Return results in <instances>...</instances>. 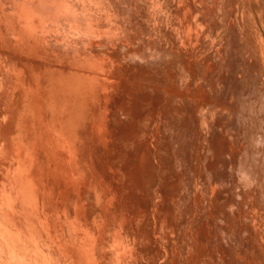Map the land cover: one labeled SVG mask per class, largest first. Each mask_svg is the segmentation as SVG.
I'll return each instance as SVG.
<instances>
[{
  "label": "bare ground",
  "instance_id": "6f19581e",
  "mask_svg": "<svg viewBox=\"0 0 264 264\" xmlns=\"http://www.w3.org/2000/svg\"><path fill=\"white\" fill-rule=\"evenodd\" d=\"M219 1L0 0V54L6 55H0V107L8 114L5 131L12 126L19 128L20 122L12 124L22 115L25 136L24 144L17 140L11 146L9 143L8 149L15 156L11 162L16 167L15 171L2 167L11 173H5L11 182L0 187V197L4 196L0 198V220L17 218L24 223L31 207V215H40L45 231L39 233L33 223L31 228L37 230L33 235L21 233L18 225L19 232L11 229L14 233H9L11 230L3 224L0 264H78L80 258L84 264L96 263L91 260L92 255L62 237L60 229L63 231L64 223L60 226L59 218L55 219L57 210L52 217L39 211L35 197L43 182H52L53 186L65 182L69 192L82 191L84 180L88 179L73 177L81 162L88 172L86 178L89 175L95 182V187H88L91 202L88 208L96 207L100 196L103 199L99 209L102 217L88 225L95 234L91 241L104 247L103 233H113L108 235L109 249H119L118 253L112 252L123 263L150 264L147 257L156 261L172 257L175 261L169 264H176V258L183 252L185 264H219L223 258L222 237L226 240L232 236L235 244L243 242V231L227 230L224 236L221 231L219 236V227L227 219L219 218V185L232 186L234 204L242 208L251 203L249 209L253 210L255 199L263 196L260 194L264 183L258 185L262 178L258 179L261 176L255 172L258 162L254 165L262 153L259 159L247 155L246 147L247 156L235 153L230 140L238 134L227 132L234 133L257 118L263 117L260 120L264 122V106L254 100L259 78L255 62L260 59L264 66V56L255 42V34L250 42L253 28L247 31L244 23L241 26L239 23L234 33L231 27L229 34L233 38L227 40L223 50L219 49V40L213 42ZM233 22L228 24L231 26ZM219 66L225 72L219 73ZM189 89L191 94L187 95ZM260 92L264 103V89ZM227 94L233 96L225 106L223 97ZM223 101L225 110L233 109L227 111L228 120L226 116L222 118L229 128L221 129L224 122H220L219 116L224 115L219 114V105ZM240 133L245 136L242 130ZM19 134L15 136L22 140ZM45 139L54 150L47 162ZM260 144L264 149L263 137ZM219 151L225 152L224 155ZM263 166L260 165L262 173ZM258 187L262 189L260 192ZM132 197L140 199L143 206L139 201L124 200ZM74 198L76 195L71 199L75 201ZM78 201L79 208L71 206L75 209L73 218L69 217L71 221L68 216L65 220L70 223V228L66 226L70 237L80 233L76 221L84 218L80 213L84 203L81 198ZM249 209L247 214L255 223V215ZM125 215L130 221L117 219ZM234 223L237 225L235 220ZM180 225L184 239L179 241L189 248L184 251L175 249L174 243ZM88 226L81 231L89 233ZM6 230L9 232L5 233ZM80 234L77 237L81 240ZM256 245L264 260V250ZM104 255L101 256L106 258ZM120 259L115 260L116 264ZM250 263L257 264L255 259Z\"/></svg>",
  "mask_w": 264,
  "mask_h": 264
},
{
  "label": "rangeland",
  "instance_id": "374dc122",
  "mask_svg": "<svg viewBox=\"0 0 264 264\" xmlns=\"http://www.w3.org/2000/svg\"><path fill=\"white\" fill-rule=\"evenodd\" d=\"M224 3V4H223ZM230 4V5H229ZM238 6H237V5ZM244 4V5H243ZM222 5V6H221ZM235 5V6H234ZM234 6V7H233ZM237 6V7H236ZM240 6V7H239ZM227 7V8H226ZM231 7V8H230ZM222 8V9H221ZM235 8V9H234ZM237 8V9H236ZM238 8H239V10H238ZM234 9V10H233ZM245 9H247V10H245ZM250 9V10H249ZM223 10V11H222ZM238 10V11H237ZM228 11V12H227ZM232 11H233V13H232ZM235 11V12H234ZM237 11V12H236ZM229 12L231 13V14H229ZM239 12V13H238ZM222 13V14H221ZM249 14V15H248ZM230 15H232V16H230ZM253 16V17H252ZM232 17V18H231ZM234 17H236V18H234ZM231 18V19H230ZM250 18V19H249ZM251 18H253L252 20H254L253 21V23H252V20H251ZM249 20H251V21H249ZM82 21V20H81ZM80 21V22H81ZM230 21L231 22H233V23H231V26L228 24V23H230ZM237 23H236V22ZM82 23V22H81ZM239 23H240V26L242 25L241 23H244L243 25L246 27L245 29H247V31H248V28H250V27H252L253 28V34L251 35L250 34V42L251 41H254V34H255V42H256V44L258 45V47H260V48H262V54H263V56H264V0H220L219 1V20H218V24H217V31H216V34H214L212 37V40H213V42L215 43V41H217V40H219V49H224L225 48V44H226V42H227V40L229 39V38H233V35L232 36H230V34H229V32H232L233 31V33L236 31L235 30V27H237L238 28V25H239ZM234 25H236V26H234ZM233 28V30L231 31V29ZM255 28V29H254ZM228 29H229V31H228ZM219 30V31H218ZM246 31V32H247ZM258 31V32H257ZM232 34V33H231ZM238 37V35L236 36V38ZM246 39L249 41V38L247 37V34H246ZM238 39V41L241 39V38H237ZM253 39V40H252ZM246 40V41H247ZM247 41V42H248ZM262 45V46H261ZM224 46V47H223ZM1 53V52H0ZM1 55V54H0ZM3 56H6L5 54H2ZM1 55V56H2ZM227 57H230L229 55H227ZM263 58V57H262ZM244 59H245V57H244ZM263 60V64H264V59H262ZM228 61H230V60H228ZM253 62V61H252ZM260 64V65H258V64ZM220 64V63H219ZM255 65H256V70H257V72H258V75H259V78L257 77V82H256V92L254 93V100H257L256 101V104L257 105H262L263 104V106H264V103H262L261 101H263V97H262V95L260 94V93H262V92H260V91H262L263 89H264V66L260 63V59H257L256 60V62H255ZM223 72H225V71H220V66H219V73H223ZM199 73L201 74V71L199 70ZM224 79V78H223ZM258 79H260V80H258ZM225 80V79H224ZM219 82H220V78H219ZM221 83V82H220ZM219 83V86L221 85ZM230 84V83H229ZM261 85V86H260ZM263 86V87H262ZM262 87V88H261ZM187 92V95L189 94H191L190 92H191V90L189 89V92L188 91H186ZM186 92H184V94L186 93ZM178 93H182V92H178ZM221 93H223V90L222 91H220L219 92V96L221 97V95H223V94H221ZM260 95H259V94ZM256 94V95H255ZM226 95H224V100H225V103H224V101L222 102V106H220L219 105V114L221 113V114H223L224 116H222V115H220L219 117L221 118V121H220V118H219V121L220 122H224L223 120H225V122H227V120H228V113H230V110L231 109H233V105H230L232 108H226V109H228V110H225V106L229 103L227 100L229 99L230 100V98L233 96H231V94L229 95V94H227V96L225 97ZM231 96V97H230ZM205 97H206V94L204 93L203 94V99H205ZM229 97V98H228ZM222 98V99H223ZM232 99V98H231ZM259 99V100H258ZM227 102V103H226ZM259 102V103H258ZM223 103H224V107H223ZM231 103V102H230ZM221 104V103H220ZM221 107H223L224 108V110L221 112ZM228 107V106H227ZM2 109V110H1ZM0 110L2 111L1 112V115H0V121L2 122H0L1 124H0V129H1V127H2V129L0 130V154H1V156H0V166H1V168H0V172L2 171V174L0 173V177L2 178V176H3V178H2V180L0 179V187L2 186V184L3 183H10L11 182V179H10V177H8L6 174H8V171L6 172V170L8 169H11L10 171H15L14 169H15V167H16V164H12L13 163V161L11 162V160L13 159V160H15V156H14V154L12 153V152H10V150L8 149V147L10 148V146H11V144H13V141L14 142H16V140L19 142H21L22 144H24V141H25V136H24V132H23V127H22V122H23V120H22V118H21V116L22 115H20L18 118L16 117V121L14 120V122H13V124L12 125H16L18 122H20V127L18 128V126H15V129H14V127L12 126V129H10V130H7L6 129V131H5V128H6V125H7V117H6V115H8V114H6L7 112H6V110H4V108L3 107H0ZM225 111V113H223ZM227 111H229L228 113H227ZM3 112H5V114L3 113ZM3 113V114H2ZM256 114H257V111H256ZM3 115V116H2ZM258 115V114H257ZM227 118H226V117ZM226 118V119H222V118ZM258 117H259V115H258ZM261 117H262V115H261ZM21 118V119H20ZM3 119H4V123H3ZM260 119H263V117L262 118H257L256 120H255V122H251V123H247V125H246V127H241L240 129H238V131H236V130H234L235 132L233 133V131H231V133L230 132H227L228 134H234V135H236V133L238 134L235 138H233L234 139V143H233V139L232 140H230V143H231V145H233L234 147H232L233 148V151L236 153V152H239L240 154H245L247 151V155L248 154H250V155H252L253 157H256L257 159H259L260 158V156H261V158L259 159V160H256L255 162H254V165H256L255 163H257V165H256V167H257V171H255V172H257L258 173V175L259 176H261V177H258V179L260 178H262L261 180H263L264 179V169H263V173H262V170H260V165H264L263 163H264V149H261V147L260 146H262L260 143H261V137H263L264 138V122L263 121H261ZM22 120V121H21ZM18 121V122H17ZM219 122V127H220V125H222V123H220ZM225 122H224V124H225ZM223 124V126L224 127H220L221 129L223 128H229L228 127V124L226 125H224ZM2 125V126H1ZM3 125H4V127H3ZM19 125V124H18ZM18 128V129H17ZM22 129V130H21ZM245 129H247L246 131H247V133H246V131H245ZM2 130H3V132H2ZM15 131L17 134H19L20 133V131H22L21 132V137H23L22 138V140H20L19 139V136L16 138V133L15 132H13V131ZM20 130V131H19ZM226 130L227 129H225L224 130V133H226ZM241 130L243 131V132H245V136H243L240 132H241ZM251 133V134H249V133ZM13 133V134H12ZM10 135V136H9ZM219 135H221V137H222V134L221 133H219ZM8 136H9V138H8ZM247 136H249V138L247 139ZM254 138H253V137ZM3 137V138H2ZM220 137V136H219ZM252 137V138H251ZM13 140H12V139ZM245 138V139H244ZM258 138H260V139H258ZM4 139V140H3ZM11 139V140H10ZM19 139V140H18ZM250 139H251V141H250ZM7 140V141H6ZM219 142H221V139L219 138ZM247 140V141H246ZM255 140V141H254ZM259 140V141H258ZM10 141V142H9ZM30 141V140H29ZM48 140H46L45 139V143H44V153H45V155H46V157H45V161L47 162V161H49V158H50V156L54 153V150L50 147V145L48 144V142H47ZM250 141V142H249ZM8 142V144H6ZM32 142H34L33 140H32ZM9 143H10V146H9ZM250 143V144H249ZM258 143L260 144V146L258 145ZM6 145V147H4L5 145ZM45 144H47V145H45ZM220 144H223V143H220ZM247 145V146H246ZM251 145V147L249 148V146ZM256 146H258V147H256ZM48 147V148H47ZM219 147H221L220 145H219ZM242 147V148H241ZM247 149H246V148ZM260 147V148H259ZM6 148V149H5ZM222 148H224V147H222ZM222 148H220V149H222ZM254 148H256V149H254ZM258 148V149H257ZM48 149V150H47ZM219 149V150H220ZM241 149V150H240ZM244 149V150H243ZM247 151H246V150ZM250 149H252V150H250ZM7 152L6 154H5V151ZM261 150H263V152L261 151ZM1 151H2V153H3V155H2V153H1ZM4 151V152H3ZM222 151H223V149H222ZM225 151V150H224ZM244 151V152H243ZM258 153H257V152ZM261 151V152H260ZM10 152V153H9ZM220 153H225V152H221V151H219ZM262 153V154H261ZM5 154V155H4ZM261 154V155H260ZM224 155V154H223ZM223 155H221V156H223ZM246 154H245V156H247ZM260 155V156H259ZM35 156H36V153H35ZM236 156V155H235ZM244 156V157H245ZM10 157V158H9ZM13 157V158H12ZM49 157V158H48ZM1 158H4L5 159V161H4V159H1ZM235 158V157H234ZM223 159H225V157L224 158H221V160L223 161ZM228 158L226 157V160H227ZM3 161H4V163H3ZM9 162V165L7 164L8 162ZM220 161V160H219ZM228 161V160H227ZM260 161V162H259ZM16 162V161H15ZM81 162V161H80ZM221 161H220V165H221ZM4 166H3V165ZM11 165V166H10ZM219 165V166H220ZM253 165V166H254ZM84 167V165H83V163L81 162L80 164H79V167H78V169H77V172L73 175V177L75 176H78V177H84V178H82L83 180L84 179H88V180H84V185H85V188H82V191H80L81 189H79L77 192H74V191H68L67 190V185H66V183L64 182V183H62V184H60V185H58V186H53L54 184L52 183V182H43V183H41V184H39V189H38V193L36 194V200L38 199V202L39 203H37L38 204V208H39V211H41V212H45V214H49L50 216L52 215V213H55V211L54 210H57V217L56 216H53V218H55V219H57V218H59V224H61L60 226H62V223H64L63 224V226H62V228H63V231H62V229H60V233H62L63 235H62V237L64 238V239H66V240H69V241H72V243L75 245V247H77V248H79L81 251H85V252H88L89 253V255L92 257V259L91 260H93L94 262H96V263H93V264H107V262H109L108 264H114V261L115 260H118V259H120L119 257H118V259L116 258V253H118L119 252V249H117V248H111V249H109V247L111 246V243L109 242V240H108V235L109 236H112L113 235V233H103V237H104V244L106 245V246H104V247H102V246H99L98 244L97 245H94L93 243H92V239L94 238V236H95V234L93 233V231L91 230V227L89 228V226L88 225H90L91 226V224H92V221L94 220V219H99V218H101L102 217V215L101 214H99V212H100V210H101V200L103 201V199H102V197L100 196L99 197V204L95 207L94 205L92 206L91 205V207H89L88 208V206L90 205V194L87 192L88 191V189L90 188V187H95V182L92 180V179H90V177H89V175L87 176V178H86V174L88 173H86V169H85V167H84V169L85 170H83V167ZM2 167H5L4 169H6V170H4ZM8 167V168H7ZM264 167V166H263ZM13 168V169H12ZM254 168H255V166H254ZM80 169H82V170H80ZM262 169V168H261ZM80 170V171H79ZM9 171V172H10ZM61 170H58V172H60ZM260 171V172H259ZM4 172V173H3ZM62 172V171H61ZM60 172V173H61ZM6 173V174H5ZM11 173H9L8 175H10ZM36 174V173H35ZM82 174V175H81ZM2 175V176H1ZM6 177V178H5ZM7 178H9V181L7 182L5 179H7ZM5 180V181H4ZM8 180V179H7ZM260 180V181H261ZM86 181V182H85ZM260 181L258 182V185L259 186H261L264 182L262 181L261 183H260ZM87 182H89V183H87ZM50 185H49V184ZM221 183H225V182H221ZM14 184H15V182H13L12 181V187L14 186ZM48 184V185H47ZM46 185V186H45ZM51 185L53 186V187H51ZM64 185H66V190H65V186ZM89 185V186H88ZM113 185V184H112ZM41 186H42V188H41ZM48 186H50V187H48ZM114 186V185H113ZM113 186H111V187H113ZM223 186V185H222ZM221 185H219V218L220 217H226L227 219H226V221L225 222H222L221 224L223 225H221L220 227H219V236H220V233H221V231H222V233H221V236H224V234H225V232H227V230L228 231H231V233H240V231H243L244 233H242V236H243V242H240L239 244H235V239H233V237L232 236H229V238L228 239H224L223 237H222V239H221V243L222 242H224L223 243V245L221 246V249H220V254H222V260H220L219 261V264H251L250 262L253 260V262H254V259L256 260V262H257V264H263V262H264V260H263V258H262V254H261V252H260V250H259V248L257 247V245L256 244H258V246H259V242H261L260 243V249H262V250H264V245H262L264 242H263V240H264V187H263V190L261 191L260 190V188L258 187V191L260 192H262L260 195H263V196H260V197H257L256 199H255V206H254V204H253V202H252V204H253V206H254V209L253 210H250L249 209V207L251 206V203H249L250 204V206L247 208V204H245V206H246V208H242V207H240V206H235V204H234V196H235V192H234V189L232 188V186H226V184H225V186H223L222 187ZM262 186H264V185H262ZM89 187V188H88ZM48 188V189H47ZM57 190H56V189ZM222 188V189H221ZM229 188V189H228ZM232 188V189H231ZM14 190H15V188H13ZM50 189V190H49ZM56 191H55V190ZM62 189V190H61ZM63 189H64V191H63ZM85 189V190H84ZM97 189V188H96ZM227 189V191H225ZM47 190V191H46ZM228 190H229V192H228ZM49 191V192H48ZM55 191V192H54ZM66 191V192H65ZM85 191V192H84ZM231 191V192H230ZM47 192V193H46ZM52 192V193H51ZM68 192V193H67ZM82 192V193H81ZM84 192V193H83ZM225 192H228V193H225ZM56 193L58 194V196L56 195ZM62 193H64V194H62ZM72 193V194H71ZM75 193V194H74ZM82 195H81V194ZM68 194V195H67ZM69 194H71V195H73L74 197H75V195H76V199L74 198V200L75 201H73V199H71L73 196H71V195H69ZM79 194H80V196H79ZM83 194H84V196H83ZM85 194H87V195H85ZM33 195H29V198H30V200L31 199H33V197H32ZM71 196V197H70ZM129 196H131V195H129ZM56 197V198H55ZM59 197V198H58ZM62 197V198H61ZM78 197V198H77ZM231 197V198H230ZM262 197V198H261ZM1 199L2 198H4V196H1L0 197ZM69 198V199H68ZM81 198V203H84V205H83V209L81 210V215L84 217V218H78L77 219V221H76V225H77V229H80L79 231H80V233H82V234H84V235H82V234H80V233H75V234H73V233H70V235L71 234H73L72 235V237H70L69 236V234H68V230H69V228H70V223H69V221H71V219L73 218V216H74V211H75V209L76 208H79V201H78V199H80ZM86 198H88V199H86ZM1 199H0V201H1ZM59 199V200H58ZM71 199V200H70ZM129 199V198H128ZM262 199V200H261ZM46 200V201H45ZM66 200V201H65ZM69 200H70V202H69ZM87 200V201H86ZM126 202H135V201H139L138 203H139V205H141V206H143V204H141L140 203V199H135L134 197H132L131 199H129L128 201H127V199H124ZM251 200V199H250ZM56 201V202H55ZM73 201V202H72ZM85 201V202H84ZM124 201V202H125ZM225 201V202H224ZM230 201H232L233 203V205L234 206H231L232 204H231V202L229 203ZM40 202H42V203H40ZM66 204H65V203ZM78 202V203H77ZM90 202V203H89ZM228 202V204H226ZM251 202V201H250ZM258 202V203H257ZM54 203V204H53ZM62 203H64V204H62ZM67 203H68V205H67ZM246 203H248V202H246ZM260 203V204H259ZM60 204H62V206L60 205ZM75 204V205H74ZM223 204H226V205H223ZM42 205H43V207H42ZM65 205V207H63ZM88 205V206H87ZM229 205V206H228ZM30 206V205H29ZM52 206H56L55 208H52ZM73 208H75L74 210L72 209V207ZM228 206V207H227ZM230 206L232 207V208H234L233 210L230 208ZM252 206V207H253ZM60 207V208H59ZM71 209H70V208ZM93 207H95V208H93ZM222 208V211H221V208ZM237 207V208H236ZM31 208V207H30ZM30 208L28 209V213H29V215H28V218H29V216L31 215V211H29L30 210ZM68 209V211H69V213H71L70 215H68L67 214V209ZM86 208H88V211L86 210ZM227 208V209H226ZM231 209V211H230V209ZM235 208L236 209H238L237 211L235 210ZM251 208V207H250ZM100 209V210H99ZM243 209V210H242ZM249 209V211L248 212H250L252 215H255V217L253 216V220H254V218H255V223L253 222V221H251L252 220V216L250 217L249 216V214H247V210ZM66 211V213L65 214H67V215H65V214H63L65 211ZM80 210V209H79ZM86 210V212H84ZM92 210H95V212L93 211L92 212ZM97 210V211H96ZM242 210V211H241ZM244 210H246V211H244ZM51 211V212H50ZM61 211V212H60ZM64 211V212H63ZM221 211V212H220ZM252 211V212H251ZM59 212V213H58ZM63 212V213H62ZM89 212H90V214H92L91 216H93V215H95V216H93V217H89L87 214H89ZM92 212V213H91ZM226 214H225V213ZM231 212H233L232 214H230ZM240 212H242V214H240L239 215V213ZM61 213L64 215V216H66V218L62 215V217L64 218V220H63V218L61 217ZM86 213V214H85ZM60 214V215H59ZM89 214V215H90ZM229 215V217H228V215ZM248 215L247 216V218H246V216L245 215ZM250 214V215H251ZM48 215V216H49ZM54 215V214H53ZM98 215H100V216H98ZM227 215V216H226ZM237 215H239V216H237ZM67 216H68V219H69V217H72V218H70L69 219V221L67 222V221H65V220H67ZM126 216V215H125ZM236 216H237V218H236ZM32 217V218H31ZM34 217H35V219H34ZM36 215H31L30 216V218L31 219H29V223H27L28 221V218H26V220H25V222L24 223H21L20 221H18V219L17 218H11V219H9V221L7 222V221H1L0 220V229H1V227H2V225L4 224H6V227L7 228H9L10 230L11 229H13V231L15 230V231H17L18 229H17V227L19 226V229L21 230L20 232L22 233V231H27V233H30V234H32V232H34L33 234H35V232L37 231V230H35V228H34V230H32L33 228H31L33 225H35L36 226V228H38V232L40 233H45V231H43V229H42V223L40 222L41 220V218H40V215L38 214V217H37V220H36ZM52 217V216H51ZM87 217V218H86ZM124 216H120L119 218L117 217V219H120V221H123L124 223H126L127 221H130V219L128 218L129 216H126L125 218H123ZM234 218V220L236 221V224L237 225H234L235 223H234V220H233V218ZM240 217H241V219H240ZM243 217H244V219H243ZM88 218H92L91 220L89 219V221H88ZM239 218V219H238ZM249 218V219H248ZM60 219H62V220H60ZM81 219H83V221H81ZM229 219V220H228ZM242 219H243V221H242ZM248 219V220H247ZM32 220H34V222L32 221ZM36 220V221H35ZM227 220H228V222L229 221H231V222H227ZM233 220V221H232ZM89 223H88V222ZM104 221V220H103ZM242 221V222H241ZM245 221V222H244ZM246 221L248 222V223H246ZM13 222V223H12ZM83 222V223H82ZM105 222V221H104ZM228 223V225H227V223ZM250 222V223H249ZM253 222V223H252ZM33 223H35V224H33ZM41 224V225H39V227H38V225L37 224ZM66 223V224H65ZM223 223H226V224H223ZM239 223V224H238ZM20 224V225H19ZM29 224H31V226L29 225ZM33 224V225H32ZM57 224V223H56ZM56 224H54V226L56 225ZM86 224H87V226H88V228L90 229L89 230V233L88 232H86V233H83L82 231L84 230L83 228L84 227H86ZM220 224V223H219ZM247 224V225H246ZM3 225V227H2V229L5 227ZM18 225V226H17ZM81 225H82V227H81ZM230 225V226H229ZM233 225V226H232ZM256 225V226H255ZM9 226V227H8ZM41 226V227H40ZM57 226V225H56ZM66 226H68L69 228H67ZM182 225H180L179 226V229H178V233H177V236H176V240L174 241V243L175 244H177V245H175V249L177 248V250H179V251H184V250H188L189 248L187 247V244L186 243H184V244H181V242L179 241V240H182V239H184L183 238V233H180V227H181ZM232 226V227H231ZM235 226V227H234ZM247 226V227H246ZM255 228V229H253V227ZM65 227H66V229H65ZM81 227V228H80ZM223 227V228H222ZM231 227V228H230ZM250 227V228H249ZM238 228V229H237ZM240 228V229H239ZM252 228V229H251ZM83 229V230H82ZM223 229V230H222ZM226 229V230H225ZM82 230V231H81ZM254 230V231H253ZM255 230H256V232H258V233H256L255 232ZM65 231V232H64ZM84 231H86V230H84ZM91 231V232H90ZM1 232H2V230H1ZM3 232H4V230H3ZM2 232V233H3ZM9 231H7L6 230V232L5 233H8ZM12 232V230L9 232V233H11ZM17 232H19V231H17ZM224 232V233H223ZM12 233H14V232H12ZM16 233V232H15ZM47 233V232H46ZM51 233H53V230H52V232ZM92 233V234H91ZM255 233H256V236H255ZM261 233H263V234H261ZM24 234H26L25 232H24ZM32 234V235H33ZM36 234H38V233H36ZM80 234V236H81V240L77 237L78 235ZM94 234V235H93ZM105 234V235H104ZM126 234H128V233H126ZM152 233H150V235H151ZM156 235H158V233H155ZM248 234V235H247ZM238 235H240V234H238ZM254 235V236H253ZM257 235L259 236L258 238H257ZM67 236H68V238H67ZM182 236V237H181ZM76 237V238H75ZM261 237L263 238V239H261ZM181 238V239H180ZM232 238V240L233 241H230L229 239H231ZM254 238V239H253ZM85 240V241H84ZM106 240H108V241H106ZM255 240H256V244H255ZM106 241V242H105ZM81 242V243H80ZM109 242V243H108ZM177 242V243H176ZM102 243V244H103ZM109 245V246H108ZM179 245V246H178ZM182 246V247H181ZM184 246H185V248H184ZM101 247V248H100ZM108 247V248H107ZM89 248V249H88ZM99 248V249H98ZM97 249V250H96ZM90 250V251H89ZM102 251V252H100V251ZM115 251L116 253L114 254V252H112V251ZM106 251V252H105ZM110 252V253H109ZM108 253V254H107ZM103 254H105L104 256L106 257V258H104L103 256H101V255H103ZM183 255H185L183 252L181 253V257H177L176 258V264H182V262H183V264H185V259H182L184 256ZM110 256H111V259H110ZM115 256V257H114ZM186 256V255H185ZM98 257V258H97ZM114 257V258H113ZM242 258L244 259L242 262H241V260H242ZM100 259V260H99ZM105 259V260H104ZM110 260V261H107V260ZM113 259V260H112ZM90 260V261H91ZM164 260H166V261H164ZM168 260V261H167ZM82 261V262H81ZM112 261V262H111ZM140 261V260H139ZM162 261H164V262H162ZM175 261V259L174 258H172V257H167V258H164L163 260H161V261H156V260H154L153 258H151V257H147V262L148 263H150V264H169L170 262L172 263V262H174ZM111 262V263H110ZM161 262V263H160ZM117 263V261H115V264ZM140 264V262H138L137 261V263L136 264ZM78 264H84V261L82 260V258H80L79 260H78ZM118 264H134V262H129V263H123L122 261H121V259L119 260V262H118Z\"/></svg>",
  "mask_w": 264,
  "mask_h": 264
}]
</instances>
